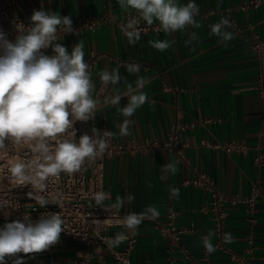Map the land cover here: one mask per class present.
<instances>
[{
  "label": "crops",
  "instance_id": "0c3cea01",
  "mask_svg": "<svg viewBox=\"0 0 264 264\" xmlns=\"http://www.w3.org/2000/svg\"><path fill=\"white\" fill-rule=\"evenodd\" d=\"M19 1L24 7L41 6L49 13L68 16L73 23L99 17L104 11L112 15L94 29L66 33L56 42L67 47L69 53L77 43H83L84 59L95 85L93 96L100 101L93 121L97 126L107 125L115 140L164 141L176 120L190 125L180 133V139L187 143L186 161H180L172 151L151 149L123 151L105 159L103 190L110 195L99 206H111L117 196L126 198L132 194L135 199L131 203L115 210L142 213L155 206L160 212L158 219L145 218L136 230L131 263L168 264L172 259L173 264H203L201 237L212 231L217 249L208 256L212 264H238V256L245 257L249 264H264V162L260 167L254 162L256 146L264 144V45L260 57L252 50L255 36L264 41V2L245 6L248 0H194L199 6V15L195 17L199 27L188 26L171 34L162 30L141 33L139 42L129 45L122 31L126 13L118 0ZM188 2L177 0L180 5ZM132 11L135 10L129 12ZM32 14L29 13V19ZM222 17L230 23L225 30L234 35L227 42L211 34V26ZM192 32L197 33L200 42L186 46ZM165 39L174 43L163 52L149 44ZM192 47L196 50L191 51ZM44 54L54 55L53 49L49 47ZM127 65H139V72L129 73ZM117 67L122 81L105 87L99 73ZM141 77L147 80L143 91L148 103L130 117L135 122L129 129L130 135L120 136L117 125L125 119L120 108L127 105L129 98L123 96L119 106L106 104L105 100L115 89L126 91L125 80L135 88ZM232 140L244 142L249 150L227 152L205 144ZM169 162L177 165L175 174L163 168ZM195 173H204L227 197L249 196L258 185L260 194L255 208L250 210L244 203L226 201L222 206L224 224L218 234L211 193L202 186L183 183ZM173 187L179 189V197L171 194ZM170 211L175 227L181 231L179 245L188 256L171 246L157 229L159 223L167 221ZM5 224L0 223V228ZM122 231V227H111L107 233L114 238ZM226 232L233 234L234 243L222 242ZM125 244L124 241L114 248L122 250ZM76 250L81 251V258L75 257ZM89 252L92 256L87 257ZM17 255L25 264H119L106 250L100 258L92 247L85 249L80 241L62 236L57 244L41 253ZM14 258H6L7 264H12Z\"/></svg>",
  "mask_w": 264,
  "mask_h": 264
},
{
  "label": "clouds",
  "instance_id": "9594fccd",
  "mask_svg": "<svg viewBox=\"0 0 264 264\" xmlns=\"http://www.w3.org/2000/svg\"><path fill=\"white\" fill-rule=\"evenodd\" d=\"M120 9L129 13L135 10L138 17L131 19L122 26L129 45H135L141 38L138 27L139 20L152 25L158 21V28L165 34L184 31L188 26L199 27L195 17L199 15V6L194 0L186 5H180L177 0H118ZM219 7V5H218ZM31 27L25 29L19 26L20 34L15 42L6 39V34L0 31V158L8 157L9 145L17 150L26 149L28 156L19 155L7 160V178L11 184L31 185L35 195L29 197L35 200L41 208L49 203L61 205V199L51 200L39 193L48 187V181L58 180L62 173L69 176L78 173L86 163L91 165L101 158L109 148V140L114 135L111 131L92 128L93 135L83 134L76 139L73 127L76 121L93 120L100 103L94 98L93 83L89 65L84 59L82 42L73 46L71 53L67 47L57 43L58 29L64 33H72V20L68 16L49 13L43 10L34 11L30 17ZM230 27L227 19L221 18L211 26V34L227 42L234 39L232 32L225 30ZM193 42L199 43L200 37L192 32L186 46ZM174 41L155 40L149 44L158 51H166ZM51 47L54 55L43 54L42 49ZM195 51V47L190 49ZM139 65H127L129 73H138ZM101 83L117 85L122 81L120 68L99 73ZM147 80L139 78L135 88L125 80L126 91L114 90V94L106 98L105 103L119 106L123 96L128 103L120 108L125 119L117 125L120 136L130 135V127L134 121L130 119L137 109L148 103V96L143 91ZM8 141L9 144H6ZM165 171L175 174L177 165L169 162L163 167ZM173 196L179 197L178 188H171ZM110 194L98 192L94 194L96 204L102 205ZM134 195L117 196L111 205L119 210L125 203H131ZM8 201H0L5 206ZM159 210L149 206L142 213H129L120 222L128 231L135 232L145 218L158 219ZM98 223V221H93ZM64 220L60 214L42 216L33 223L26 217L25 222L13 221L0 228V264H7L6 258L15 257L12 264H25L17 254L25 255L41 253L57 244L64 231ZM214 232L209 231L201 237L207 253L216 249L212 238ZM128 238L126 232H119L114 238L104 241L110 248L118 247ZM234 236L226 232L222 236L224 244L234 243Z\"/></svg>",
  "mask_w": 264,
  "mask_h": 264
},
{
  "label": "built area",
  "instance_id": "2783aa9c",
  "mask_svg": "<svg viewBox=\"0 0 264 264\" xmlns=\"http://www.w3.org/2000/svg\"><path fill=\"white\" fill-rule=\"evenodd\" d=\"M264 0H248L245 6H258ZM37 10H44L41 6L24 7L19 0H0V31L6 34V39L10 42H15L16 37L20 34L19 26L27 29L31 27V20L29 19V13H33ZM111 14L104 11L99 17H89L87 19H79L76 23L72 24L74 34L88 29H94L102 23L111 19ZM138 17V13L135 11L126 13L122 26H125L131 19ZM158 21H155L152 25L146 24L142 19L139 20L138 27L141 33L150 31H161L158 28ZM62 29H58L57 38L64 35ZM264 41L255 36L252 42L253 52L260 57L262 54V48ZM49 50L42 49L44 51ZM2 54V50H0ZM190 126L176 120L169 129L168 139L159 141L157 139H148L144 141H137L135 139L121 143L113 138L109 140V148L101 158H98L95 163L89 165L86 163L85 167L78 173L71 176L62 173L60 178L56 181L49 180L48 187L39 195L51 200L54 197L61 199V205L49 203L45 207L41 208L40 205L29 197V193L35 192L31 185H14L11 184L7 178V169L4 167L9 158L17 155L21 157H27L28 153L26 149L17 150L9 145L8 157L0 158V201H8L5 206H0V223H10L13 221L25 222L26 217L31 222H37L42 216L50 214H60L64 220V231L61 233L65 239L72 241H80L83 243L84 248H93L94 254L102 258V252L108 251L119 264H132L131 263V251L135 243L136 231L131 232L124 228V232L127 233L128 238L125 240V247L122 250L110 248L104 241L108 238H113L112 235L107 233V230L111 227H122L121 221L123 218L132 212L120 213L113 209L111 206H98L94 204V194L98 192H104L103 190V177H104V163L108 157H113L123 151H139L143 149L156 150H169L177 155L180 161H186L184 150L187 147V143L180 139V133ZM76 130V139L81 135L87 134L93 135L92 128H96L103 131H110L107 125L102 124L97 126L93 120L89 121H76L74 126ZM9 144L8 141H5ZM207 146L221 148L227 152L246 153L249 150L248 145L242 141H224V142H206ZM256 154L254 156V162L258 167L263 165L264 162V144L260 143L256 146ZM185 185L192 184L194 186H202L211 193V209L215 213V230L218 234H221L224 224V212L222 206L226 201L232 203H244L250 210L255 208L257 197L260 194V188L258 185L253 187L252 194L249 196L236 195L227 197L220 193L214 186L213 182L204 173H195L190 179H186L183 182ZM105 193V192H104ZM98 221V223H93ZM123 228V227H122ZM159 233L166 239V241L173 247H178L179 250L188 256L186 249H183L179 245L180 230L174 225V214L172 211L168 213V219L165 223H159L157 225ZM206 236V235H204ZM249 247L251 251L252 238L248 239ZM229 250V249H228ZM230 251V250H229ZM205 256L203 257V264H212L209 259V253L204 248ZM92 256L89 252L87 257ZM75 257L81 258L82 254L80 250L75 251ZM238 264H249V261L242 256L237 257ZM168 264H173V260L170 259Z\"/></svg>",
  "mask_w": 264,
  "mask_h": 264
}]
</instances>
